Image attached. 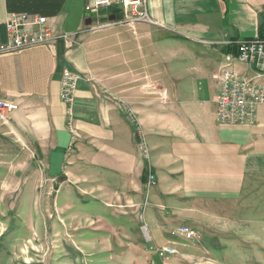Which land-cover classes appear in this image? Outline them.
<instances>
[{
  "label": "crops",
  "instance_id": "crops-1",
  "mask_svg": "<svg viewBox=\"0 0 264 264\" xmlns=\"http://www.w3.org/2000/svg\"><path fill=\"white\" fill-rule=\"evenodd\" d=\"M92 1L0 0V44L7 39L6 23L23 15L43 17L56 38L50 45L0 56L1 92L17 105L0 122V170L7 166L6 179L16 175L15 166H30L32 171L19 180L47 183L50 191L60 195L71 189L68 205L72 197L80 196L105 214L115 202L117 218L134 226L144 219L151 224L155 218L151 193L147 208L138 206L144 197L142 165L133 126L123 110L125 102L138 118L145 122L151 118L147 139L152 165L159 181L180 183L176 203L186 214L184 221L208 227L189 221V214L195 213L244 231L249 229L246 218L255 213L259 238L234 239L245 246H264V106L257 109L251 127H220L215 121V74L225 67L226 54H236L237 42L264 40V0H149V15L157 23L151 25V58L161 62L164 70L168 64L171 73L163 80H170L171 87L164 88L163 104L151 105L142 113L138 90L132 88L134 80L117 77L119 89L114 95L87 76L89 32L99 19L106 23L107 18H120L121 12L117 7L100 9L97 19L85 9ZM112 10L120 11L118 16H108ZM147 28L137 25L135 40H146L140 31ZM232 68L245 73L240 64ZM65 71L78 76L70 108L59 97ZM124 91L131 94L124 97ZM69 116L72 132L67 127ZM129 198L138 208L122 211ZM159 198L167 200L160 194ZM214 241L225 244L217 235L209 243ZM222 250H216L221 254L215 258L230 261Z\"/></svg>",
  "mask_w": 264,
  "mask_h": 264
},
{
  "label": "rangeland",
  "instance_id": "rangeland-1",
  "mask_svg": "<svg viewBox=\"0 0 264 264\" xmlns=\"http://www.w3.org/2000/svg\"><path fill=\"white\" fill-rule=\"evenodd\" d=\"M118 12L120 11L112 10L107 11V14L116 17ZM92 14L99 19V11ZM119 16L117 19L107 18L106 23L99 19L94 25L96 29L89 32L87 43L91 45L90 73L87 76L91 82L104 89L106 87L113 94L119 89L115 85L117 77L134 80L132 88L138 90L137 101L139 107H143L140 112H146L147 108L151 110V105L163 104L164 88L167 91L171 87L168 83L170 80L163 79L171 72L167 70L168 64L164 70L161 62L151 58V25L131 24L125 22V16L121 12ZM137 25L148 27L140 31L146 40H135L133 32ZM122 29L129 30L122 32ZM168 56L167 53L166 57ZM176 87L178 88L177 85ZM123 88L126 90L131 86ZM128 94L131 92H123L124 97ZM133 97H136L135 91ZM123 104L125 116L133 126L142 165L144 197L139 200L138 206L146 209L151 193V206L155 213L151 224L146 223L145 213L142 216L144 220L137 226L117 218L114 214L117 208L115 202L109 205L105 214L99 206L88 203L87 198L80 196L72 197L68 205L70 198L67 193L71 189L60 195L50 191L51 187L48 189L47 183L35 180L26 183L19 180L32 171L30 166H15L12 171L16 175L11 174L6 179L7 166H1L0 264H264V246H245L234 239L259 238L257 223L253 221L257 214L245 217L250 220L246 222L249 229L244 231L229 229L231 224L227 222H209L195 213L189 214V221L202 222L208 227L184 221L186 214L181 210L180 204L176 203L180 199V183L159 181L152 165L147 139V132L151 131V118L145 122L142 116L138 118L129 104ZM140 112L138 115H143ZM79 193L83 195L82 192ZM152 193L157 195L155 199ZM159 194L166 196L167 200L161 201ZM172 195L173 198H168ZM131 199L124 202L122 211L138 208L131 203ZM121 210L117 212L121 213ZM120 221L124 223L123 229ZM220 226L223 228L219 229ZM181 227L197 231L200 239L189 241L174 234ZM216 235L225 241L223 246L220 243L222 240L220 245L215 241L213 244L209 243L212 236ZM222 248V253L229 256L230 261L215 258L221 254L216 250L221 251Z\"/></svg>",
  "mask_w": 264,
  "mask_h": 264
},
{
  "label": "built area",
  "instance_id": "built-area-1",
  "mask_svg": "<svg viewBox=\"0 0 264 264\" xmlns=\"http://www.w3.org/2000/svg\"><path fill=\"white\" fill-rule=\"evenodd\" d=\"M149 0H93L92 5L85 7L92 13L100 9L117 7L125 16V22L157 25L148 12ZM7 39L0 44V56L12 54L33 47L50 45L56 40L50 29L45 26L43 17L23 15L19 20L6 23ZM232 42L230 43V45ZM236 54H226L225 67H219L215 79L218 84L215 120L220 127L254 126L256 112L264 106V78L250 74V67L264 70V40L253 39L235 44ZM245 67L241 74L232 68L233 64ZM78 76L69 71L63 72L59 87L61 101L70 108L76 89ZM17 110V105L9 101L0 87V122L8 119V115ZM68 130L72 132V120L68 117ZM174 234L187 240H198L200 234L192 228L181 227Z\"/></svg>",
  "mask_w": 264,
  "mask_h": 264
},
{
  "label": "bare ground",
  "instance_id": "bare-ground-1",
  "mask_svg": "<svg viewBox=\"0 0 264 264\" xmlns=\"http://www.w3.org/2000/svg\"><path fill=\"white\" fill-rule=\"evenodd\" d=\"M250 74H256L257 78H264V70H257V67H250Z\"/></svg>",
  "mask_w": 264,
  "mask_h": 264
}]
</instances>
